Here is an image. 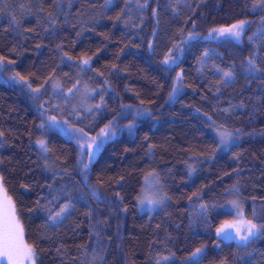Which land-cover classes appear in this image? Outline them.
I'll use <instances>...</instances> for the list:
<instances>
[{
  "label": "trees",
  "instance_id": "16d2710c",
  "mask_svg": "<svg viewBox=\"0 0 264 264\" xmlns=\"http://www.w3.org/2000/svg\"><path fill=\"white\" fill-rule=\"evenodd\" d=\"M255 2L0 0V57L15 62L0 75V178L36 264H264V228L247 241L216 234L241 212L264 225ZM240 20L250 23L239 40L209 36ZM170 51L177 60L166 65ZM110 121L114 135L82 155ZM149 173L164 199L141 211Z\"/></svg>",
  "mask_w": 264,
  "mask_h": 264
},
{
  "label": "snow or ice",
  "instance_id": "6c2138e0",
  "mask_svg": "<svg viewBox=\"0 0 264 264\" xmlns=\"http://www.w3.org/2000/svg\"><path fill=\"white\" fill-rule=\"evenodd\" d=\"M145 6H147V0H145ZM254 8L260 7L264 8V0H256L253 4ZM250 21L240 20L235 24H232L229 27H221L217 29H213L212 32L209 33V36H212L213 33H216L217 36H227L236 40H239L244 33L245 26L249 24ZM193 36L192 33H189V37ZM251 39V37H249ZM173 47H176L175 45ZM205 56L208 55L207 52L204 53ZM91 57H87L82 60V63L87 65L90 61ZM177 57L171 54V51L168 55L165 56L163 63L166 65L175 64ZM14 61L8 60L6 57H0V75H3L5 71H7V66L10 64H14ZM255 64L254 60L250 59V68ZM116 67L115 65L112 66ZM252 70H256L253 68ZM224 76L230 77L233 75L231 71L224 72ZM11 79L15 80L18 83L23 84L25 87L29 88L30 91L39 92L40 88L32 89L31 84L28 83L29 78L21 75L18 72H14L11 76ZM182 79V72L178 73L176 76L177 84H180ZM55 87H60V85H55ZM72 89H69L71 92ZM177 91V89L173 88V94ZM139 114V113H138ZM53 122H55L56 118H50ZM118 126V125H117ZM128 128L134 127V124L130 123ZM79 131H83L82 129ZM115 128L113 127V122H109V124L105 125L103 129L100 130V133L96 137H92L91 141H86L87 152L83 151L84 145H81L82 155H87L89 159L94 156L95 150L100 147V144H97V140L101 137L108 138L111 135H114ZM3 135V133H0ZM232 133H221V143H228L231 138ZM103 142V141H101ZM41 148L47 152L49 149L47 148L46 141L39 140L37 142ZM84 168H88V164H84ZM0 191L4 192L3 199L0 200V264H3L4 261L7 264H25V261H28L29 264H35V250L31 245H28L24 242L23 239V228L20 224L19 220L16 217L15 205L12 202L11 197L7 196L6 190L0 186ZM97 196L98 192L95 193ZM155 201H153L154 203ZM236 202H233L235 204ZM72 207L70 204L64 205V207L60 208V210L51 217L52 220L59 219L63 214L68 212V209ZM238 207V206H237ZM240 219H233L231 221L225 220L218 228H216V234L218 238H222L225 240L236 239L239 238L241 241H247L251 237L255 236L260 232L264 225H257L253 223L251 220H246L243 218V213L240 214ZM202 251V248L196 249L194 253H192L193 257H196L198 253ZM162 259L167 260L168 257H162Z\"/></svg>",
  "mask_w": 264,
  "mask_h": 264
},
{
  "label": "rangeland",
  "instance_id": "374dc122",
  "mask_svg": "<svg viewBox=\"0 0 264 264\" xmlns=\"http://www.w3.org/2000/svg\"><path fill=\"white\" fill-rule=\"evenodd\" d=\"M62 129H64L65 131L68 132V130L71 129V126L70 125H64V126H62ZM220 132L221 133H224V132L228 133V131H225V130L224 131L220 130ZM0 186H2L3 189H5L1 178H0ZM3 196H4V192L0 191V200L3 199ZM7 196H8V194H7ZM163 199H164V195H163L162 188L160 186V181H159L158 177L153 173H151V174L149 173L145 177V180H144V186H143L142 195H141V199H140L141 211H143V208L146 210H153L162 202ZM153 201H155V202L153 203ZM141 206L143 208H141ZM15 210H16V208H15ZM16 217L21 224V221L18 217L17 211H16ZM22 228H23V226H22ZM23 239H24V242L26 244H28L25 240L24 229H23ZM3 263L7 264L6 261ZM25 264H29V262L25 261ZM35 264H36V261H35Z\"/></svg>",
  "mask_w": 264,
  "mask_h": 264
}]
</instances>
